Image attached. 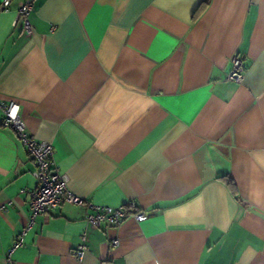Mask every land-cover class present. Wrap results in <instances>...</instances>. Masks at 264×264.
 <instances>
[{
  "label": "crops",
  "instance_id": "crops-1",
  "mask_svg": "<svg viewBox=\"0 0 264 264\" xmlns=\"http://www.w3.org/2000/svg\"><path fill=\"white\" fill-rule=\"evenodd\" d=\"M3 1L0 105L86 203L146 218L65 202L28 227L35 164L0 107V264L19 236L13 264H264V0Z\"/></svg>",
  "mask_w": 264,
  "mask_h": 264
},
{
  "label": "built area",
  "instance_id": "built-area-1",
  "mask_svg": "<svg viewBox=\"0 0 264 264\" xmlns=\"http://www.w3.org/2000/svg\"><path fill=\"white\" fill-rule=\"evenodd\" d=\"M10 0H4L2 8H6ZM31 10V3L24 2L18 6L16 11V20L14 25L19 26L23 31L29 32L31 25L28 20V13ZM232 68L227 74V79L232 81H241L243 70L241 59L238 56H233L231 59ZM3 118L1 124L13 130L17 139L23 144L27 154L32 158L35 168L32 171V176L37 180V186L31 190L22 189L21 192H27L29 195L30 219L28 227L33 223L36 215L48 212L67 202L73 205L82 206L86 204L90 211L85 215V220L94 227H100L103 223L117 225L126 216L131 215L137 221H142L146 218V213L139 211L135 207V203L130 201L125 205L120 206H94L91 203H86L85 199L68 187V176L58 170L54 162V149L50 142L37 140L30 135L25 128L24 122L19 116V105L15 101H8L0 105ZM13 112L15 114L13 115ZM7 202H0V213L6 209ZM27 227V228H28ZM24 229L22 234L27 230ZM117 239H113L112 244H117ZM22 244V237L15 239L13 246L9 249L6 255V263L13 264L11 254ZM85 252V247L80 246L73 251L77 259H81Z\"/></svg>",
  "mask_w": 264,
  "mask_h": 264
},
{
  "label": "trees",
  "instance_id": "trees-1",
  "mask_svg": "<svg viewBox=\"0 0 264 264\" xmlns=\"http://www.w3.org/2000/svg\"><path fill=\"white\" fill-rule=\"evenodd\" d=\"M219 178L225 180L227 183H230L229 179L226 176H219Z\"/></svg>",
  "mask_w": 264,
  "mask_h": 264
},
{
  "label": "snow or ice",
  "instance_id": "snow-or-ice-1",
  "mask_svg": "<svg viewBox=\"0 0 264 264\" xmlns=\"http://www.w3.org/2000/svg\"><path fill=\"white\" fill-rule=\"evenodd\" d=\"M15 114V112H13V115Z\"/></svg>",
  "mask_w": 264,
  "mask_h": 264
}]
</instances>
